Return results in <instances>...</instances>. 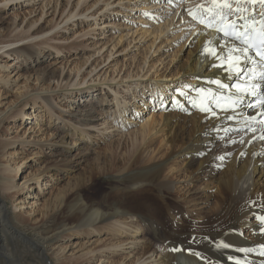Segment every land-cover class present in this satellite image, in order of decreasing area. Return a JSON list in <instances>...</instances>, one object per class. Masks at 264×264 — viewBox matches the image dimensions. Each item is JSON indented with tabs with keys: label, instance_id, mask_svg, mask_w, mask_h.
Masks as SVG:
<instances>
[{
	"label": "rangeland",
	"instance_id": "374dc122",
	"mask_svg": "<svg viewBox=\"0 0 264 264\" xmlns=\"http://www.w3.org/2000/svg\"><path fill=\"white\" fill-rule=\"evenodd\" d=\"M151 1L169 7L147 10ZM203 1H0V47L5 45L0 49V183L8 176L18 186L8 192L0 190L8 218L25 226L40 225L51 217L58 220L67 213V206H73L78 193L87 201L105 196L125 199L124 189L131 182L116 168L132 147H139L134 156H142L145 142H153V148L160 140L158 134L150 137L155 133L152 129L144 140L140 135L146 121L153 118L151 125L158 123L165 104L160 96L169 101L178 86L184 90L181 85L186 82L196 85L186 75H172L187 51L193 50L188 20L202 24L189 11L208 8L210 3ZM181 16L189 17L181 20ZM171 20L168 30L158 35L159 27ZM29 28L39 32L28 37ZM21 46L36 51L38 59L35 54L17 57L12 51ZM158 83L169 90L157 89L156 96L150 87ZM19 109L22 114L15 115ZM89 111V120L80 121ZM30 114L33 118H28ZM234 128L228 136L234 135ZM63 134L67 136L61 142ZM243 139L232 143L240 146ZM212 148L210 152L221 147ZM173 159L179 174L172 181L179 193L171 201L185 197L184 217L201 222L218 205L215 179L223 176L224 168L214 166L210 181L198 176L191 182L182 158ZM15 165L17 173L12 171ZM202 182H209L210 188L204 189ZM119 221L113 224L107 219L88 229L63 232L44 247L45 263L81 264L92 257L90 264H135L147 256L143 247L149 243L156 255L149 264H156V252L165 249L161 234L153 235L145 221ZM147 226L150 232L146 234L143 228ZM245 229L242 234L247 237ZM23 236L19 244L28 247L33 232Z\"/></svg>",
	"mask_w": 264,
	"mask_h": 264
},
{
	"label": "bare ground",
	"instance_id": "6f19581e",
	"mask_svg": "<svg viewBox=\"0 0 264 264\" xmlns=\"http://www.w3.org/2000/svg\"><path fill=\"white\" fill-rule=\"evenodd\" d=\"M204 1L210 3L208 8L212 7V0ZM153 2L145 6L147 10L153 6H157V10L166 7V3ZM230 2L237 4L239 8L251 6L245 0ZM254 7L255 18L260 15L262 8L259 4ZM243 16L247 17L248 14L244 13ZM188 22L192 26L190 32L193 50L187 51L186 58L176 66L172 76L186 75L187 80L196 85L186 82L181 85L184 90L178 86L172 91L173 96L169 101L160 96V102L165 104L158 123L151 125L154 122L151 118L140 131L141 140L149 135L151 129L155 133L150 137L160 140L153 148V140L149 139L152 143L145 142L140 149V152H144L142 156H134L139 147H132L120 166H116L117 171L124 172V178L131 182L124 189L127 195L125 199L124 196L113 199L105 196L97 201H87L78 193L73 206H67V213L58 220L51 217L40 225L25 226L20 225L22 223L19 224L15 218L7 217L9 211L0 198V264H49L43 258L44 247L63 232L82 227L88 229L94 222L107 219H112V223L117 224L121 219L134 218L148 222L153 235L160 233L165 242V249L156 252L159 255L156 264H264V220L260 219L264 217V138H261L264 137V81L259 79V73L264 69L259 65L245 63L243 67L246 71L240 76L233 75L228 70V65L221 67V62L207 54L205 47L215 48L217 54L223 56L228 48L239 45L216 37L215 31L203 24H192V19ZM172 24L173 20L166 21L164 26L156 29L157 34L161 35ZM30 28L26 31L28 37L39 32L37 28ZM3 47L5 45H1L0 49ZM12 52L17 57L23 55L30 58L35 54L36 60L38 59L36 51L26 46ZM248 70L253 72L254 78L249 77ZM215 81L228 87L220 88ZM246 82L259 84L258 94H244L234 106H229L225 98H236L238 95L234 85L245 86ZM158 84L150 87L151 93L156 96L159 95L158 90H169L167 86L164 88L160 86L161 83ZM204 96H208L210 111H201ZM48 100L46 97L45 102H49ZM22 112L23 109H19L15 115H21ZM91 115L89 111L84 117L86 119L80 121L89 120L87 117ZM28 118H33L32 114ZM159 122H162L161 126L155 129ZM147 126L150 129L146 132ZM233 126H237L234 128V135L228 136L227 132ZM65 136L67 135H61L59 141L64 142ZM240 138H244L240 146L232 143ZM215 146L221 147L220 150L210 152ZM180 157L189 169L184 173L192 176L191 182L198 180V176L208 177L210 181L214 178V166L224 168L223 176L215 179L214 190L219 196L218 205L201 222H191L184 217L185 197H181L178 202L171 201V197L179 193L174 190L172 181L179 174L177 161H173V158L176 160ZM12 171L17 173L16 165ZM208 183L202 182L200 185L203 184L204 189H208ZM22 185L21 188H24L25 182ZM15 187L18 186L12 178L6 176L1 180L2 193ZM194 190L198 191L199 187H194ZM245 226L247 237L242 234ZM143 230L146 234L150 232L148 226ZM28 231L33 232L32 239L28 240L30 245L20 246L18 239L23 238V235L27 236ZM152 246L149 243L144 245L143 254L147 256L137 260L135 264L151 262L149 259L154 255ZM91 259L92 257L85 258L81 264H90Z\"/></svg>",
	"mask_w": 264,
	"mask_h": 264
},
{
	"label": "snow or ice",
	"instance_id": "6c2138e0",
	"mask_svg": "<svg viewBox=\"0 0 264 264\" xmlns=\"http://www.w3.org/2000/svg\"><path fill=\"white\" fill-rule=\"evenodd\" d=\"M245 2L252 5L259 4L264 9V0H245ZM243 10L246 11L247 9ZM236 11L239 12L241 9L237 7ZM231 12L232 4L230 0H212L211 8L205 9L201 7L198 10L189 11V15L194 20L204 24L206 27H216L217 32L222 33L224 37H230L239 42V46L234 45L228 48L227 53L223 56L218 55L215 48L205 47V52L218 59L221 62V67L227 64L228 70L235 76H240L242 72L246 71L243 67L245 63L259 65L261 69H264V12L260 13L261 20L258 24L255 19H252L251 23H248V17H242L246 23L239 27L235 21H228V16ZM256 57H259V60ZM247 74L250 78H254L251 70H248ZM259 79L264 81V70L260 71ZM215 83L220 88L228 87L219 81H215ZM234 87L238 95L236 98L232 96L225 98L229 102V106H234L237 99L244 94L257 95L260 85L246 82L245 86L237 84ZM207 100L208 96L202 97L201 111L211 110L208 107ZM217 104H219V100H217ZM262 105H264V99H262ZM260 219L264 220V217H260ZM224 246L227 247V245Z\"/></svg>",
	"mask_w": 264,
	"mask_h": 264
}]
</instances>
